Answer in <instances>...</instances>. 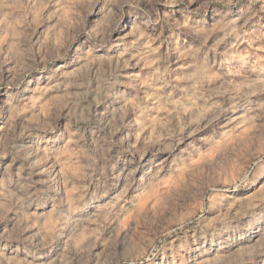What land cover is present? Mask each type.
Here are the masks:
<instances>
[{
  "label": "clouds",
  "instance_id": "obj_1",
  "mask_svg": "<svg viewBox=\"0 0 264 264\" xmlns=\"http://www.w3.org/2000/svg\"><path fill=\"white\" fill-rule=\"evenodd\" d=\"M0 264H264V0H0Z\"/></svg>",
  "mask_w": 264,
  "mask_h": 264
}]
</instances>
